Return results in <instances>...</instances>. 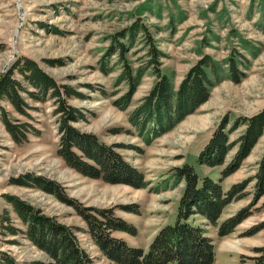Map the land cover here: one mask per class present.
Masks as SVG:
<instances>
[{
	"label": "rangeland",
	"instance_id": "obj_1",
	"mask_svg": "<svg viewBox=\"0 0 264 264\" xmlns=\"http://www.w3.org/2000/svg\"><path fill=\"white\" fill-rule=\"evenodd\" d=\"M136 23L148 29L165 56L160 59V70L176 89L205 56L219 65L222 75V81L202 107L150 146L138 136L130 115L157 80L153 68L146 71L126 110L115 105L128 92L125 82L117 83L123 70V49L134 69L150 60V47L143 32L139 31L133 42L119 37ZM23 58L36 62L59 86L71 87L79 96L65 97L66 102L84 117L71 125L82 133L94 134L108 146L132 148L117 152L149 184L137 189L105 183L69 167L58 154L61 117L55 113L58 105L51 93L44 101L23 94L30 106L24 109L26 115L0 99V107L11 123L30 126L24 139L15 141L0 117V264H6L5 257L16 264H55L48 252L29 239L28 224L9 197L18 198L39 216L71 229H87L72 204L111 210L136 229L134 235L115 232L113 236L147 251L158 232L176 218L185 182L173 186L172 170L189 164L200 177L219 180L225 166L199 165L200 151L227 113L232 123L239 116L264 109V0H0V76ZM230 58L240 64L245 58L249 63L247 75L239 84L230 79ZM14 78L29 92H35L21 75L15 74ZM113 129L124 132L116 134ZM243 130L241 127L234 132L230 140H236ZM20 132L22 128L18 134L23 138ZM236 150L229 153L226 164ZM263 154L264 135L241 168L223 181V191L254 176ZM253 185L248 188L249 196L225 208L219 224L252 202ZM55 186L60 192L54 191ZM156 186L158 193L151 191ZM133 206L137 213L126 211ZM1 218H5L3 226ZM193 218L213 240L215 264H253L250 258L257 256L254 250L264 246V230L245 235L264 221V197L251 217L225 237H219L218 228L202 216ZM77 238L94 264H114L102 255L88 234L79 232Z\"/></svg>",
	"mask_w": 264,
	"mask_h": 264
},
{
	"label": "trees",
	"instance_id": "obj_2",
	"mask_svg": "<svg viewBox=\"0 0 264 264\" xmlns=\"http://www.w3.org/2000/svg\"><path fill=\"white\" fill-rule=\"evenodd\" d=\"M139 31L143 32L148 40L150 60L134 69L124 55L123 49L120 59L123 70L117 83L125 82L128 92L119 98L115 105L126 110L146 71L153 68L157 80L150 93L141 100L140 105L130 115V123L136 129L138 136L145 145L150 146L205 104L210 98L212 89L222 81V75L219 65L211 57L205 56L189 70L176 89L170 78L161 72L160 59L165 56L157 49L154 38L144 25L136 23L119 37H126L133 42ZM109 56H112V53ZM242 61L240 64L235 58H230L228 62L230 79L236 84L247 75L249 63L245 58ZM15 74L21 75L35 92H29L24 88L20 81L14 78ZM49 93L56 99L58 108L55 113L61 117L62 135L58 154L69 167L86 177L102 180L105 183L125 184L137 189L148 186L149 182H145L143 174L117 152V149L132 148L116 144L108 146L101 143L94 134L82 133L71 125L72 122L84 118L76 108L66 102L65 97L79 96L71 87L59 86L36 62L28 58H23L10 71L0 76V99L7 100L21 115H26L24 109L30 107L23 94L29 95L33 100L44 101ZM0 117L7 130L13 134L15 141H22L23 134L30 128L29 124L11 123L1 107ZM19 126L23 129V132H20L23 138H19ZM241 127H244L243 132L236 140L231 141V135ZM113 132L120 134L124 130L113 129ZM263 135L264 109L250 116H239L232 123L230 114L227 113L197 158L201 166L209 168L225 166L221 171L220 179L200 177L196 169L189 164L174 168L170 178L173 186L185 182L176 218L173 224L164 226L158 232L147 251L132 247L122 238L113 236L115 232L134 235L136 229L124 219L117 217L111 210L88 209L70 202L87 224L86 230L71 229L51 218L39 216L30 205L18 198L9 197V199L13 201L18 214L28 224L29 239L48 252L55 264H94L91 256L79 244L77 238L79 232L88 234L102 255L114 264H215L216 251L213 240L207 236V231L202 226L192 221L193 217L200 215L210 225L217 227L219 237L234 233L241 223L251 217L264 197V154L254 176L233 184L227 192L223 191L222 183L241 168L243 161L249 157ZM235 148L237 149L235 156L226 164L227 156ZM134 150L144 153L141 148ZM252 183L254 184L252 202L219 224V219L228 205L250 195L248 188ZM54 188V191L60 192L57 186ZM151 191L158 193L159 186L152 188ZM126 211L137 213L135 206ZM4 219L1 218V225ZM7 229L11 230L10 227ZM263 230L264 221L252 227L245 235L252 236ZM254 251L257 256L250 258L253 264H264V246ZM4 261L3 263L6 264H16L8 257H5Z\"/></svg>",
	"mask_w": 264,
	"mask_h": 264
},
{
	"label": "crops",
	"instance_id": "obj_3",
	"mask_svg": "<svg viewBox=\"0 0 264 264\" xmlns=\"http://www.w3.org/2000/svg\"><path fill=\"white\" fill-rule=\"evenodd\" d=\"M202 107V106H201Z\"/></svg>",
	"mask_w": 264,
	"mask_h": 264
}]
</instances>
